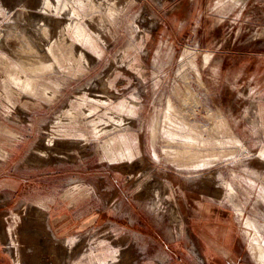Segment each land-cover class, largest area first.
Listing matches in <instances>:
<instances>
[{
  "label": "rangeland",
  "instance_id": "1",
  "mask_svg": "<svg viewBox=\"0 0 264 264\" xmlns=\"http://www.w3.org/2000/svg\"><path fill=\"white\" fill-rule=\"evenodd\" d=\"M255 241L264 0H0V264H260Z\"/></svg>",
  "mask_w": 264,
  "mask_h": 264
},
{
  "label": "bare ground",
  "instance_id": "2",
  "mask_svg": "<svg viewBox=\"0 0 264 264\" xmlns=\"http://www.w3.org/2000/svg\"><path fill=\"white\" fill-rule=\"evenodd\" d=\"M31 1V0H30ZM145 9V8H144ZM143 14V13H142ZM38 15V14H37ZM44 15V14H43ZM146 15H148V14H146ZM36 18H37V16H36ZM35 18V19H36ZM46 19V18H45ZM47 20V19H46ZM45 21V20H44ZM102 94V93H101ZM100 95V94H99ZM103 96V95H102ZM108 98V97H107ZM96 100H99V101H101V100H103V98H101V96H97V98H96ZM107 100V99H106ZM104 102H106V101H104ZM126 103V102H125ZM90 112H91V110H90ZM88 113V112H87ZM120 115V114H119ZM120 117V116H119ZM120 118H122V117H120ZM107 127V126H106ZM121 137V136H120ZM123 138H124V136H123ZM61 139V138H60ZM125 139H127V138H125ZM63 140V139H62ZM67 140V139H66ZM68 141V140H67ZM63 143V142H62ZM122 145H121V147L119 148V150H118V152H119V154H122V155H126V156H130L131 154H132V151H131V147L129 146V144H125V146H123L124 145V141H122ZM128 143V142H127ZM67 145H70V144H67ZM52 155V154H51ZM50 155V156H51ZM59 155V154H58ZM52 157H54V156H52ZM30 159V158H29ZM50 159H51V157H50ZM52 160V159H51ZM54 160V159H53ZM52 160V161H53ZM60 160V159H59ZM28 162V161H27ZM146 186V185H145ZM159 196V195H158ZM157 196V197H158ZM150 198V201H149V205H150V207H153V209H155V208H157V198L156 197H154V196H152V197H149ZM160 204V203H159ZM163 206V205H162ZM163 208V207H162ZM161 208V209H162ZM247 223L249 224V225H253L255 228H256V230H257V234H261L260 233V231H261V227H262V225L261 224H259L258 223V221L256 220V219H254V218H251V217H249L248 219H247ZM256 230H255V232H256ZM254 243V242H253ZM253 248V251H254V255L257 257V260L259 261V263L260 264H264V241H255V243H254V246L252 247ZM7 249H9L10 251H13V249L10 247V246H7ZM31 250V249H30ZM15 251H16V254L15 253H13V255H14V258H15V263L16 264H25V263H29V261L27 260V256L25 255V256H23L22 255V253H20L21 252V250L20 249H15ZM194 251L197 253V255H198V257L199 258H202V255L200 254V252H199V250L197 249V248H194ZM74 253V252H73ZM68 256H72V252L70 251V250H68ZM72 258V257H71ZM30 262H32V261H30ZM32 263H35V264H52L51 262H49V261H43V259H39V258H35V260L32 262ZM31 263V264H32Z\"/></svg>",
  "mask_w": 264,
  "mask_h": 264
},
{
  "label": "crops",
  "instance_id": "3",
  "mask_svg": "<svg viewBox=\"0 0 264 264\" xmlns=\"http://www.w3.org/2000/svg\"><path fill=\"white\" fill-rule=\"evenodd\" d=\"M85 220H89L88 218L87 219H85ZM85 222H87V221H85ZM53 226V225H52Z\"/></svg>",
  "mask_w": 264,
  "mask_h": 264
}]
</instances>
